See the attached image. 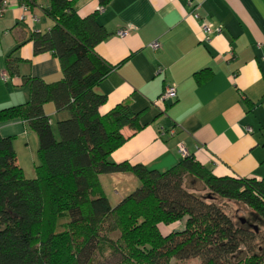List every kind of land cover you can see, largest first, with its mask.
I'll return each instance as SVG.
<instances>
[{
	"label": "trees",
	"instance_id": "obj_1",
	"mask_svg": "<svg viewBox=\"0 0 264 264\" xmlns=\"http://www.w3.org/2000/svg\"><path fill=\"white\" fill-rule=\"evenodd\" d=\"M110 1L98 0L99 10ZM44 12L53 25L31 34L33 49L51 52L62 78L23 77L28 100L0 108V122L18 118L38 141L35 177L26 178L13 138L0 134V264H95L104 225L118 233L110 245L117 264H264V178L216 176L191 155L162 172L110 161L126 140L121 129L141 125L127 102L100 112L106 96L94 87L112 66L95 47L109 33L99 11L80 17L75 0H49ZM4 69L17 73L16 61L8 57ZM46 102L70 112L57 123L58 138ZM117 172L133 174L140 185L112 206L98 176ZM186 178L205 193L188 189ZM217 198L242 203L249 218L234 220ZM183 219L181 228L160 229Z\"/></svg>",
	"mask_w": 264,
	"mask_h": 264
},
{
	"label": "crops",
	"instance_id": "obj_2",
	"mask_svg": "<svg viewBox=\"0 0 264 264\" xmlns=\"http://www.w3.org/2000/svg\"><path fill=\"white\" fill-rule=\"evenodd\" d=\"M48 4L49 0H11L0 12V73L8 57L17 69L14 74L5 70L6 81L0 76V108L28 100L23 77L46 83L62 78L58 59L49 51L35 53L31 40L32 33L53 25L44 12ZM75 6L80 17L99 11L109 33L95 47L112 66L94 87L106 96L100 112L127 102L139 113L141 127L121 129L126 140L112 151L110 161L127 160L162 172L183 157V147L216 176L264 178V0H111L102 10L98 0H75ZM203 22L220 25L221 33L205 40ZM119 30L127 33L120 35ZM154 41L159 44L156 49L150 47ZM168 84L175 85L176 98L161 102ZM43 112L58 138L57 123L70 112L57 111L52 102L44 103ZM0 134L13 138L22 170L32 164L35 171V132L13 118L0 122ZM98 178L112 206L140 185L128 172ZM184 221L160 229L167 233Z\"/></svg>",
	"mask_w": 264,
	"mask_h": 264
},
{
	"label": "rangeland",
	"instance_id": "obj_3",
	"mask_svg": "<svg viewBox=\"0 0 264 264\" xmlns=\"http://www.w3.org/2000/svg\"><path fill=\"white\" fill-rule=\"evenodd\" d=\"M28 170H29V173H28ZM22 171H23L24 177L26 178H33V177H30L32 176V174L35 177L34 166L32 167V164L31 166L29 165V169L25 167V169H23ZM184 183L186 187L190 189L191 191H194L198 194L205 193V190L201 189L202 185L198 182L193 184L191 183L189 178H186ZM215 202L228 215H230L236 221L239 220L240 218H243V219L249 218V215H248L249 210L242 203H238V202L228 200L225 198H217ZM171 229H177V228H171ZM101 235L104 238L103 252L100 255H98L95 264H117L119 261V255L111 250L110 245L111 243L116 241L118 237V233L115 230H113V227L111 225H104L101 229ZM181 263L182 264H192V262L188 263V261L181 262Z\"/></svg>",
	"mask_w": 264,
	"mask_h": 264
},
{
	"label": "built area",
	"instance_id": "obj_4",
	"mask_svg": "<svg viewBox=\"0 0 264 264\" xmlns=\"http://www.w3.org/2000/svg\"><path fill=\"white\" fill-rule=\"evenodd\" d=\"M10 1L11 0H0V12H2L8 5H9V3H10ZM21 9H22V11H23V14H26V15H28V13H29V10H28V6H27V4L26 3H22L21 5ZM200 15L197 13V12H193V17L194 18H200L199 17ZM22 19H24L25 20V17L24 16H22L21 17ZM31 20H37L36 19V17H33V16H31V18H30ZM201 28H202V32H203V35H204V39L205 40H209L210 39V37L213 35V34H219V33H221V30H222V27L220 26V25H217V26H213L212 24H210V23H206V22H203L202 24H201ZM127 33V30H119L118 31V34H120V35H124V34H126ZM158 46H159V44H158V42L157 41H154V42H152L151 44H150V47H152L153 49H156V48H158ZM0 76H1V79L3 80V81H6L7 80V73H6V71L5 70H3L1 73H0ZM176 98V87H175V85L174 84H168V85H166V87L164 88V91H163V93L160 95V97H159V101H164V100H166V99H171V100H173V99H175ZM161 133H164V128L163 127H161L160 128V134ZM167 133L169 134V135H173V130L172 129H169V130H167ZM180 152L182 153V156H186V155H188L187 153H186V150L183 148V147H180Z\"/></svg>",
	"mask_w": 264,
	"mask_h": 264
}]
</instances>
